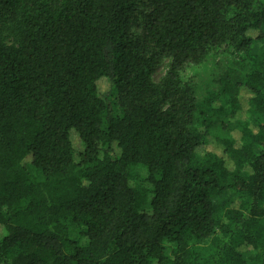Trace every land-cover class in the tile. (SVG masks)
I'll return each instance as SVG.
<instances>
[{
	"label": "trees",
	"instance_id": "1",
	"mask_svg": "<svg viewBox=\"0 0 264 264\" xmlns=\"http://www.w3.org/2000/svg\"><path fill=\"white\" fill-rule=\"evenodd\" d=\"M0 27V264H264V0H0Z\"/></svg>",
	"mask_w": 264,
	"mask_h": 264
},
{
	"label": "rangeland",
	"instance_id": "2",
	"mask_svg": "<svg viewBox=\"0 0 264 264\" xmlns=\"http://www.w3.org/2000/svg\"><path fill=\"white\" fill-rule=\"evenodd\" d=\"M0 38L3 42V44L7 47L11 46H17V39L14 36V34L9 31L6 28L0 27ZM221 55L217 53L216 51H211L208 53L207 57L204 59L202 64L194 69H191L188 71L187 76H196L197 78V98L199 101L201 99L205 98L207 94H209L211 91L215 89V79L218 76L219 73H221L224 69V67H229V63H224L223 65H218V63L222 62L221 60ZM170 61L168 59H165L161 62L160 66L156 70L154 76H153V81L154 83H158L163 76L166 74L168 68H169ZM99 89L100 92L105 95L109 91V85L106 83V81H101L99 83ZM249 95L245 92L241 94V107L242 110L237 113L236 118L240 120H248L250 123H253L254 120L252 119L251 115L246 112L247 105L246 101ZM215 135L220 136L222 138L226 139H238L239 138V132L235 131L233 132L232 136H226L223 134L221 131H216ZM207 150L212 151L216 153L218 156L223 157L226 160L227 166L229 169L232 168L231 164L227 161L223 149L221 145H219L216 142L215 137L209 138L208 145L206 147ZM74 161L78 162L79 158L78 155H74ZM133 179L135 180L136 186L139 189H144L147 191H151L152 187L150 184H148L147 177H148V172L146 168L137 166L133 169ZM239 195L231 193V192H226L222 196L216 198V202L218 204L223 203V202H238ZM72 238H76L75 233L72 234ZM82 244H86V241L83 240ZM207 243L204 245L206 246ZM165 253L173 259V252H174V246L170 244H165ZM201 247V246H200Z\"/></svg>",
	"mask_w": 264,
	"mask_h": 264
}]
</instances>
